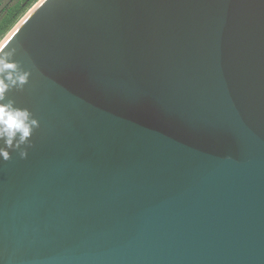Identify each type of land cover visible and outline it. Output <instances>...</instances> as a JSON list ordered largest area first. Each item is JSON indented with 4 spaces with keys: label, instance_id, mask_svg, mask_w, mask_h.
Here are the masks:
<instances>
[{
    "label": "water",
    "instance_id": "obj_1",
    "mask_svg": "<svg viewBox=\"0 0 264 264\" xmlns=\"http://www.w3.org/2000/svg\"><path fill=\"white\" fill-rule=\"evenodd\" d=\"M0 46L40 121L0 264H264V0H38Z\"/></svg>",
    "mask_w": 264,
    "mask_h": 264
},
{
    "label": "clouds",
    "instance_id": "obj_2",
    "mask_svg": "<svg viewBox=\"0 0 264 264\" xmlns=\"http://www.w3.org/2000/svg\"><path fill=\"white\" fill-rule=\"evenodd\" d=\"M17 49L4 50L0 46V160L11 159V151H18L21 159L27 158L32 146V134L40 121L27 107H21L9 97L13 90H23L28 83L31 69L16 60Z\"/></svg>",
    "mask_w": 264,
    "mask_h": 264
},
{
    "label": "trees",
    "instance_id": "obj_3",
    "mask_svg": "<svg viewBox=\"0 0 264 264\" xmlns=\"http://www.w3.org/2000/svg\"><path fill=\"white\" fill-rule=\"evenodd\" d=\"M25 4L23 5V2ZM38 0H19L11 6L7 13L0 20V42L5 35L15 26V24L24 16ZM1 2V0H0Z\"/></svg>",
    "mask_w": 264,
    "mask_h": 264
},
{
    "label": "rangeland",
    "instance_id": "obj_4",
    "mask_svg": "<svg viewBox=\"0 0 264 264\" xmlns=\"http://www.w3.org/2000/svg\"><path fill=\"white\" fill-rule=\"evenodd\" d=\"M19 0H1L0 2V20L2 19V17L7 13L8 9L13 6L14 4H16ZM25 4V1L23 2V5ZM30 9L27 10V12ZM26 12V13H27ZM25 13V14H26ZM24 14V15H25Z\"/></svg>",
    "mask_w": 264,
    "mask_h": 264
}]
</instances>
